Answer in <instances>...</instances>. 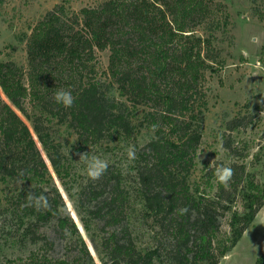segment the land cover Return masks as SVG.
Returning a JSON list of instances; mask_svg holds the SVG:
<instances>
[{"label": "trees", "instance_id": "16d2710c", "mask_svg": "<svg viewBox=\"0 0 264 264\" xmlns=\"http://www.w3.org/2000/svg\"><path fill=\"white\" fill-rule=\"evenodd\" d=\"M213 1L107 0L98 8L71 14L57 6L29 41V88L15 64L0 61V87L9 100L0 92V180L31 185L15 198L25 216L33 219L27 231L55 221L57 233L77 235L90 257L76 223L61 209L65 204L58 190L52 191L50 204L39 206L48 200L50 167L19 113L32 121L61 179L68 170L48 122L57 120L74 129L83 147L115 137L131 140L138 124L153 132L143 145L134 139L137 159L132 172L108 164L99 180L88 179L76 194L84 229L89 231L93 221L102 226L101 242L95 243L102 264H221L236 247L264 207V185L247 182L244 164L208 167L199 185L193 188L189 183L208 109L206 71L218 57L212 42L195 36L188 25L215 18ZM106 49L111 51L108 86L116 87L122 100L111 95L100 78L97 51ZM62 88L75 98L71 108L53 99ZM30 96L33 113L26 108ZM153 124L159 126L155 131ZM247 124L244 118L236 119L228 129ZM225 144L231 148L229 141ZM221 167L233 171L226 184L216 178ZM239 196L243 212L233 210ZM134 198L153 228L146 248L133 237L129 208ZM184 207L188 211L180 214ZM228 213L231 238L228 245H220L221 220ZM256 264H264V254Z\"/></svg>", "mask_w": 264, "mask_h": 264}, {"label": "rangeland", "instance_id": "374dc122", "mask_svg": "<svg viewBox=\"0 0 264 264\" xmlns=\"http://www.w3.org/2000/svg\"><path fill=\"white\" fill-rule=\"evenodd\" d=\"M107 0H0V61L15 64L29 88L31 72L28 44L35 28L48 12L57 6L64 7L69 14L79 13L84 8H98ZM134 1V0H131ZM153 0H151L152 2ZM214 17L205 22H190L188 27L195 36L212 42V49L218 57L216 63L206 71L205 91L208 109L202 129V141L196 159V166L189 175V183L195 188L202 181L204 171L215 165L244 164L247 182L264 185V0H214ZM221 3V4H220ZM218 18L220 19L218 22ZM221 22V23H220ZM204 55V54H203ZM111 51H97L100 78L110 88L111 95L122 100L116 87L108 86L107 76ZM2 98L9 102L0 87ZM26 108L33 113L31 96ZM33 132L44 159L50 167L51 181L46 186L48 200L39 206L50 204L53 190H58L65 206L61 209L70 216L86 243L90 257L84 252L82 241L70 232L57 233L56 222L39 224L27 231L32 218L15 203L17 194L26 184L18 179L0 180V264H102L95 243L103 237L101 225L90 223L86 231L80 221L76 194L88 176L85 162L79 154L96 156L108 164L132 172L134 162L127 159L126 150L135 147V140L145 144L152 136L147 126L138 124L136 136L131 140L109 138L99 145L83 147L78 144L74 129L57 120L48 122L52 140L60 146L68 174L61 179L52 169L47 153L34 133L33 123L21 113ZM245 119L246 127L235 131L228 124L236 119ZM116 139V140H115ZM229 141L231 148H226ZM247 182L244 185L246 188ZM64 183V184H63ZM243 212V200L239 196L233 210ZM141 206L133 199L129 208L133 237L141 248L151 245L152 226L143 219ZM228 213L221 220L217 243L229 244L231 238ZM264 254V207L253 224L246 230L236 247L221 264H256ZM163 264V263H161Z\"/></svg>", "mask_w": 264, "mask_h": 264}, {"label": "clouds", "instance_id": "9594fccd", "mask_svg": "<svg viewBox=\"0 0 264 264\" xmlns=\"http://www.w3.org/2000/svg\"><path fill=\"white\" fill-rule=\"evenodd\" d=\"M54 101L64 106L65 108H71L75 103V98L72 96L71 91L67 89H59L55 92ZM159 126L157 124H153V131L157 130ZM127 159L130 162H134L137 159V152L134 146H129L126 150ZM81 159L85 162V171L88 178L92 181L99 180L107 171L108 163L96 156L88 157L86 154H79ZM233 175V171L228 167H221L216 170V178L220 183H228ZM33 197L32 194L29 193L28 202L31 204ZM180 214H184L188 211L186 207L178 210Z\"/></svg>", "mask_w": 264, "mask_h": 264}]
</instances>
